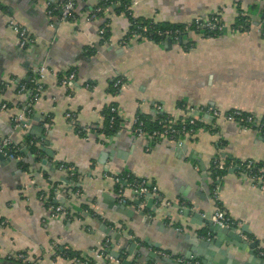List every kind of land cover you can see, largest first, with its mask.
<instances>
[{
  "label": "crops",
  "instance_id": "1",
  "mask_svg": "<svg viewBox=\"0 0 264 264\" xmlns=\"http://www.w3.org/2000/svg\"><path fill=\"white\" fill-rule=\"evenodd\" d=\"M54 1L0 0V103L7 105L0 108V138H9L18 148L10 162L0 161V264H19L18 253L29 264H75L58 249H71L102 264L100 248L112 240L101 224L116 227L136 244L134 264H155L157 257L149 253L158 256L159 264H166L161 257L183 259L190 247L186 233L196 229L203 238L208 232L190 224V216L184 217L173 202L183 208L194 205L202 216L213 214L214 160L226 167L223 185H217L220 206L243 238L257 241L256 252L262 255L264 189L236 171L226 179L232 162L264 163L260 133L217 120L185 136L181 147L167 138L134 136L131 120L156 111L183 116L181 107L239 109L264 119V36L257 27L264 0H109L89 21L86 17L104 0H76L78 22L62 19L59 10L50 11ZM124 1L129 5L124 7ZM128 11L160 26L217 15L225 28L211 37L190 31L166 45L164 40L130 36ZM10 16L28 29L32 44L20 46ZM242 17L250 20L247 30L237 28ZM41 65L47 69L43 92L24 115L31 122L14 127L36 77L34 68ZM71 73L75 79L66 87L60 79ZM118 78L124 84L115 88ZM111 105L118 109V120L107 133ZM33 126L43 127L50 142L45 147L53 156L43 157L51 166L41 163L42 139L33 134ZM81 127L86 131L79 133ZM124 173L156 187L160 201H154V211L145 203L146 217L139 215L129 188L124 196L132 216L97 200L99 190L118 194L113 178ZM46 191L67 213L52 215L40 199ZM162 202L168 207H161Z\"/></svg>",
  "mask_w": 264,
  "mask_h": 264
},
{
  "label": "built area",
  "instance_id": "2",
  "mask_svg": "<svg viewBox=\"0 0 264 264\" xmlns=\"http://www.w3.org/2000/svg\"><path fill=\"white\" fill-rule=\"evenodd\" d=\"M59 10L62 19L71 20L73 22H78L79 17L76 11V0H55L53 5H51L50 11ZM103 11V7L98 5L94 9L91 10L90 14L86 17V20L89 21L95 18L99 13ZM242 15V13L240 14ZM10 18V25L12 26L15 33L18 35L19 43L21 47H25L28 44H32L34 39L30 35L28 29L20 22H17L13 19L12 16ZM141 21H138L134 18L132 22H130V26H132L130 36L135 37H147L146 33H152V25L153 21H150L149 25H141ZM250 20L246 17H242L240 22L238 23L237 28L242 30H247L249 27ZM258 30L261 35L264 36V10L261 14L258 23ZM225 25L220 20L217 15H213L207 19L196 18L194 21L190 23L183 24V26L174 27L173 29H165V30H155L154 33L165 38H171L174 40H182V36L189 33L190 31H199L204 30L206 32L205 37H211L213 35L218 34L220 31H223ZM101 32H105L104 29ZM126 41L122 39V42ZM36 77L32 80V86L29 88V95L26 99V103L24 105V111L18 115H16L13 119V126H26V123L23 121L26 120L25 112L28 113L31 109L32 104L35 100L38 99L40 94L43 92V85L41 84L42 77L44 73L47 71L44 65H41L37 68H34ZM75 79L74 73L60 79L61 83L66 87H70ZM124 84L123 78H118L114 82V87L118 88ZM20 90L24 91V85L20 86ZM1 109H6L7 105L5 103H0ZM109 113L111 114L108 122L110 126H113L117 123L118 120V109L114 105H111L109 108ZM179 109V108H178ZM180 109L185 110V114L183 116L171 115V114H161L156 113L151 116H141L136 115L131 120V132L134 136L143 137L145 139H150L151 141H155L158 139H171L175 140L178 144H182L181 141L185 136L192 135L196 129L200 127H204L206 125L210 126L214 124L217 120H222L225 122H233L240 126L242 129H253L260 134H264V119L259 120L253 114L245 113L239 109H234L227 112H221L220 110L214 107H200V108H185L181 107ZM201 114V115H200ZM68 117H71L68 114ZM151 123V127L149 124ZM206 124V125H205ZM86 131L84 127L78 129L79 133H83ZM18 150L15 147L9 138H0V152L6 153L11 152L10 158L13 157V153H16ZM63 167V166H62ZM230 170L236 171L239 177L247 180L251 183L252 186L257 187L259 189H264V164L259 161L253 159H245L238 161L236 163L232 162L229 167ZM211 170L214 173L218 171H225L226 167L220 163L218 160H214L212 163ZM72 174H74L72 172ZM224 174L215 176L216 180H220ZM116 184L118 185V195L120 202H127V199L124 195V189L129 188L131 192L139 193V198L141 199L140 204L137 206L139 211H142L145 206V199H143L144 195L147 193L157 194V189L154 186H148V181L141 178H131L130 180L127 177L116 176L113 178ZM218 186L217 184L213 186L211 198L214 200V211L211 214V221L213 223L219 224L221 227L236 228V222L231 220L223 208L220 206L218 202ZM40 199L44 201L47 205V208L52 213V215H57L60 213H67L66 209L63 205H56L53 203L52 199H54L48 191L45 193H41ZM245 239L249 240V237L245 236ZM250 241V240H249ZM109 240H107L105 246L108 244ZM58 243L55 242L54 246L58 248ZM262 256L264 255V251L260 250ZM103 254V252H102ZM17 259L22 261V264H29L25 255L22 253L17 254ZM181 260V259H180ZM71 262L75 264H94V261L88 257L80 256ZM189 262V260H188ZM194 264H198V260H192Z\"/></svg>",
  "mask_w": 264,
  "mask_h": 264
},
{
  "label": "water",
  "instance_id": "3",
  "mask_svg": "<svg viewBox=\"0 0 264 264\" xmlns=\"http://www.w3.org/2000/svg\"><path fill=\"white\" fill-rule=\"evenodd\" d=\"M172 41L173 40L170 38H165L164 44L171 45ZM23 122L29 124L31 121L30 119H27ZM32 128L35 129L33 134L36 135L38 139H42L38 144L40 157H43L44 154L53 156V151L45 147L46 145H49L50 142L42 134L43 127L33 126ZM258 138L261 139L264 144V134H258ZM179 145L184 147L183 144ZM10 155L11 152L9 151L6 153L0 152V161L4 162L7 160L10 162ZM124 156L125 153H122L120 157L124 158ZM41 163L43 165L51 166V164L44 157L41 159ZM201 168L203 169V167ZM232 173L233 170H229L226 175V179H229ZM223 182L224 180L220 179L215 183L222 186ZM75 186H79V184L74 183L73 187ZM148 186H150V184H148ZM131 193L132 196H136V198L132 199V202L134 205L138 206L141 201L139 193ZM97 195V200H101L103 203H106L109 208L123 215H133L134 210L127 207L125 201L120 202L118 194L112 195L110 191L99 190L97 191ZM143 199H145L146 202L145 207L153 211L155 210L153 205L154 201L156 199L160 201L159 195H154L152 193L145 194ZM164 206L168 207L167 203L162 202L161 207ZM173 206L181 209L184 217L190 216L188 219L190 224L198 225L206 229L208 235L207 237L204 236L202 238L196 229L189 230L184 239L189 243L190 247L183 253V259L177 260L174 259V257H161V260L166 264H194L192 262L193 255L199 256L197 259L198 264H264V258L256 252V240L249 241L243 238L240 233L236 231L235 227L226 228L213 223L211 221V212L209 211L202 216L199 213V209H197L194 205L193 207L183 208L180 204L173 202ZM139 215L146 217L144 216L143 211H139ZM100 228L106 233V236L112 240L108 242L106 246L100 248V251L103 252L102 264H134L137 262L136 257H132L136 244L131 239L123 236L122 233L116 229V227H107L105 224H101ZM149 256L153 259L157 257L156 260L153 261L155 264H159L157 261L158 256H156V254L149 253ZM5 264L11 263L5 262Z\"/></svg>",
  "mask_w": 264,
  "mask_h": 264
},
{
  "label": "trees",
  "instance_id": "4",
  "mask_svg": "<svg viewBox=\"0 0 264 264\" xmlns=\"http://www.w3.org/2000/svg\"><path fill=\"white\" fill-rule=\"evenodd\" d=\"M108 4H109V0H104L99 5H101L104 8V7L108 6ZM123 5H124V7L128 6L129 5V1H124L123 2ZM127 14L129 16V21L130 22H132L134 20V18H135L138 21H141L140 22L141 25H149V23H151L150 21H153V20H147V19L135 17L129 11L127 12ZM151 25H152V29H151V32L152 33H148L147 32L146 33V36L147 37H140V38H144V39H149V40H154V41L161 42V41L164 40V38L161 37V36H159V35H157L156 33H154L155 30H159V29H161V30L173 29L174 27L183 26V24H178V25H174V26H171V25H161L160 26L157 23H155L154 21L151 23ZM130 29L132 30V26L130 27ZM199 32H201L203 35L206 34V32L204 30H202V29L199 30ZM107 112H108V114H107V120H108L111 114L109 113V109L107 110ZM141 116H146V115H141ZM116 125H117V123L114 124L113 126L106 125V132L109 133L112 130V128H114V126H116ZM149 127H151V123L149 124ZM260 163H263V162H260ZM211 172H212V178H214V179H215V176H217V175H220L221 176L222 174H224V171H218L217 173H214L211 170ZM122 175L125 176V177H127L128 180H130L131 178H135V176L129 175V174H126V173H124ZM58 251H59V255H61V257H63L67 261H71V260H74V259L80 257L78 253L73 252L71 249L70 250L69 249H58ZM15 261L18 262L19 264H22V261H20L19 259H16Z\"/></svg>",
  "mask_w": 264,
  "mask_h": 264
}]
</instances>
